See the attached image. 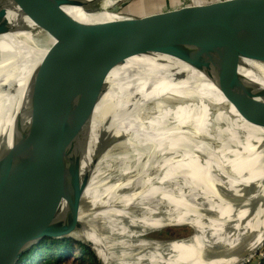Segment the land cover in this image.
<instances>
[{
    "label": "bare ground",
    "instance_id": "1",
    "mask_svg": "<svg viewBox=\"0 0 264 264\" xmlns=\"http://www.w3.org/2000/svg\"><path fill=\"white\" fill-rule=\"evenodd\" d=\"M121 1L102 0L96 13H85L79 7L65 9L79 21L92 24L122 18L109 11ZM9 18L11 29L0 33V145L6 136L11 145L12 134L21 126L63 124L81 118H92L93 126L104 123L107 107L112 111L109 117L118 122L117 133L130 131V142H134L137 130L145 136L132 145L131 155L126 150L104 152L95 146L81 151L42 201L33 198L38 201L32 204L35 210L45 207L47 201L65 209H81L84 229L67 234L63 233L66 225L61 224L56 233L95 239L91 214L99 224L118 222L122 230L132 225L154 231L177 220L195 221L216 211L223 213L197 234L166 245L150 240L145 251L130 258L126 253L113 252V263L137 259L149 264H241L262 247L264 129L239 115L209 112L190 103L191 97L179 95L178 84L171 85L169 80V85L165 84L164 77H170L174 70L186 73L188 79H200L216 98H223L204 72L159 53L131 55L109 72L102 90L92 94L86 107L49 122L36 113L47 116L55 105L71 109L87 92V86L77 88L69 80L53 88L70 57L67 51L78 48L81 40L73 36L58 42L31 19L13 12ZM246 64L240 68L242 74L256 81L264 77V63ZM70 84L76 90L68 94L73 91ZM167 99L182 104L175 103L167 111ZM151 103L155 113L141 117ZM163 115L166 122L161 124ZM17 119L21 123L16 124ZM7 177L8 172L0 170V194ZM72 182L79 183L78 188ZM39 192L41 188H37ZM103 243L107 244L105 237Z\"/></svg>",
    "mask_w": 264,
    "mask_h": 264
},
{
    "label": "water",
    "instance_id": "2",
    "mask_svg": "<svg viewBox=\"0 0 264 264\" xmlns=\"http://www.w3.org/2000/svg\"><path fill=\"white\" fill-rule=\"evenodd\" d=\"M101 4L102 0H0V33L11 29L9 15L13 12L37 22L58 42L73 36L81 40L78 48L67 51L70 57L60 79L73 82L77 88L87 86V92L71 109L55 105L47 116L36 113L37 116L51 122L69 111L82 110L92 94L102 90V82L118 62L131 55L154 52L204 72L223 97L216 98L217 94L200 79H188L186 73L172 70L170 77H164L165 84L169 85L167 80L171 85L178 84L177 93L191 97L190 103L212 113L219 110L231 117L239 115L264 129V77L256 81L240 71L247 61L264 63V0H204L201 5L190 1L179 9L169 0H151L147 15L114 8L109 11L122 18L92 24L79 21L65 9L79 7L85 13H96ZM161 63L165 64L163 60ZM69 86L71 94L76 89L73 84ZM198 98L200 104L196 102ZM164 102L167 111L178 103ZM154 107L151 103L141 117L153 115ZM110 109L107 107V121L94 126L92 118L63 124L45 122L17 128L11 145L6 136L0 145V170L8 172L0 194V264H18L45 237L78 240L67 234L85 228L80 220L81 209H65L60 204L48 205L47 201L45 207L33 210L32 204L38 202L33 198L42 201L62 173L73 166L77 155L89 147L132 154V145L140 141L138 137L145 136L137 130L134 142H130V131L117 133L118 122L109 117ZM165 120L163 115L161 124ZM17 122L21 123V119ZM71 184L76 188L79 183ZM37 188L41 192L36 193ZM91 221L95 239L84 238L96 253L98 264H108V249L92 214ZM61 224L66 225L63 233L67 234L55 232Z\"/></svg>",
    "mask_w": 264,
    "mask_h": 264
},
{
    "label": "rangeland",
    "instance_id": "3",
    "mask_svg": "<svg viewBox=\"0 0 264 264\" xmlns=\"http://www.w3.org/2000/svg\"><path fill=\"white\" fill-rule=\"evenodd\" d=\"M150 1L151 0H124V1L119 2L114 8L118 11L127 9L128 11L131 10V12L135 14L147 15L151 11ZM190 1H192L194 5H199V4L201 5L203 4L204 0H196V1L195 0H169V2L178 9L187 6V3ZM63 81L65 80H62L59 78V80L56 82L53 88L59 85L60 83H62ZM205 209L210 210L208 208H204V210ZM222 213L223 212L212 211L210 216H202L196 219L195 221L190 220V221L182 222V221L177 220V221L168 223L163 228H160L154 231H147L144 227L132 226V225H127L126 229L122 230L120 229L122 224L118 222L117 223L114 222L113 224L109 225V224H99V222L96 221L95 225L103 233L102 234L103 238L105 237V240L107 243L105 245L106 247H108L107 248L108 254H109V251H111V253L109 254V258H108V264L110 263V260H112L110 264H123L125 261H129V264H149L147 260H144L143 262H138L137 259H130V260H120L119 259L113 263L112 255H113V252H115L116 255H120V253L122 254L123 252V254L124 253L128 254V257L130 258L132 257L131 255L133 253L136 254V252L138 253V252L145 251L148 248V246H150L149 243H152L150 240H152L153 243H156L157 245H166L171 241L183 239L185 235H195L199 231H201L208 223L214 221L215 218L217 217V214L221 215ZM146 234L149 236H147ZM78 241H81L87 244L84 236H82L81 239L78 238ZM156 244H152V245L156 246ZM89 246L91 247V245ZM262 257H264V245H262L261 248H259L252 256L244 260V262L241 264H257Z\"/></svg>",
    "mask_w": 264,
    "mask_h": 264
},
{
    "label": "trees",
    "instance_id": "4",
    "mask_svg": "<svg viewBox=\"0 0 264 264\" xmlns=\"http://www.w3.org/2000/svg\"><path fill=\"white\" fill-rule=\"evenodd\" d=\"M18 264H98V258L84 242L68 237H45ZM257 264H264V257Z\"/></svg>",
    "mask_w": 264,
    "mask_h": 264
}]
</instances>
